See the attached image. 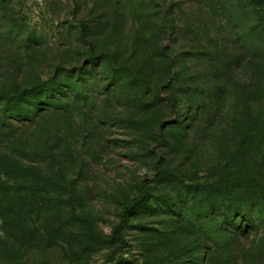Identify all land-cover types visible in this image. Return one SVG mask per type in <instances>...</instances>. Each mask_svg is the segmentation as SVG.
<instances>
[{
    "label": "rangeland",
    "instance_id": "rangeland-1",
    "mask_svg": "<svg viewBox=\"0 0 264 264\" xmlns=\"http://www.w3.org/2000/svg\"><path fill=\"white\" fill-rule=\"evenodd\" d=\"M49 80L0 112V264H264V0H0V94Z\"/></svg>",
    "mask_w": 264,
    "mask_h": 264
},
{
    "label": "trees",
    "instance_id": "trees-1",
    "mask_svg": "<svg viewBox=\"0 0 264 264\" xmlns=\"http://www.w3.org/2000/svg\"><path fill=\"white\" fill-rule=\"evenodd\" d=\"M52 82V80L44 81L12 95L0 94V112L5 116L9 115L15 120H26L28 119L30 110H28V107L25 105H33L34 103L36 106H39V108L42 107V105L54 106V102H52L51 99L55 97L51 95L53 87L55 86ZM42 95L45 96L44 100H39ZM240 202L237 204L230 202L229 205L224 206L225 209L226 207L228 208V210H224L223 213L225 220H228L232 215L240 216L243 220L250 219V209H246V204L242 201Z\"/></svg>",
    "mask_w": 264,
    "mask_h": 264
}]
</instances>
